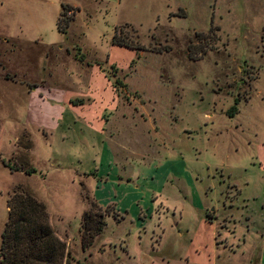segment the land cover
I'll list each match as a JSON object with an SVG mask.
<instances>
[{"label": "rangeland", "instance_id": "374dc122", "mask_svg": "<svg viewBox=\"0 0 264 264\" xmlns=\"http://www.w3.org/2000/svg\"><path fill=\"white\" fill-rule=\"evenodd\" d=\"M59 3L76 9L63 34ZM111 31L140 49L110 45ZM41 57L48 99L81 104L55 128L0 82V156L14 137L10 162L28 164L29 144L34 170L0 164V229L19 184L70 264H264V0H0V79L36 84ZM90 202L111 211L80 249Z\"/></svg>", "mask_w": 264, "mask_h": 264}, {"label": "trees", "instance_id": "16d2710c", "mask_svg": "<svg viewBox=\"0 0 264 264\" xmlns=\"http://www.w3.org/2000/svg\"><path fill=\"white\" fill-rule=\"evenodd\" d=\"M58 7L54 26L58 33L63 34L70 21L71 10L76 9L61 3ZM109 44L136 51L140 49L135 42L123 36H116L113 31L109 37ZM198 48L197 55L189 52L188 48L187 58L196 60L204 52V48ZM235 102L233 99L232 104L226 109V117H231L235 112L233 107ZM28 148L29 144H26L25 149ZM10 160V157L5 160L0 158L1 166L9 173L19 172L27 176L34 173L29 164L24 162L22 165H15ZM4 209L5 216L0 229V264H70L64 242L53 234L48 225L43 203L36 200L26 188L19 184L13 185L4 199ZM110 211V207L100 209L94 202H90L87 209L80 213L77 229L80 249L90 245L93 237L103 226V216Z\"/></svg>", "mask_w": 264, "mask_h": 264}, {"label": "crops", "instance_id": "0c3cea01", "mask_svg": "<svg viewBox=\"0 0 264 264\" xmlns=\"http://www.w3.org/2000/svg\"><path fill=\"white\" fill-rule=\"evenodd\" d=\"M44 61H45V58L41 57L40 62H39V72H37V73L34 72V74H30L31 77H33L37 80V83L34 85H31L28 88L26 87V89L21 88L22 84H15V82H11V81H8L6 79H0V82L4 83V84H9V85L12 84V85H15V87L18 86V88L21 89L20 92L23 95L24 100H25V106H24L25 112H26V110H28V108H29L30 112H32L33 109L34 110L37 109L35 116H38V110H40V108H42L43 110L51 109L52 115H48L47 117H45V121H47V120L52 121V124L50 126H53L56 128L58 126V122L61 121V119H62V113H63L64 109L66 107L67 108L79 107L81 104V100L76 99V98H78L77 96L72 97L73 98L72 101H71V98L67 97V96L66 97L61 96L58 99H55V101L53 99H48V97H50L49 95H51L52 93L54 96H58L57 95L58 94V88L54 89V87H51L46 83L47 81L45 80V76H44V73H45V69H44V63L45 62ZM93 65L96 68V72L98 74L97 76L100 77L101 80L103 79L102 81H105L106 84H108L107 78H105V74L103 73V71L100 70L99 68H97L96 64H93ZM81 66L86 68V69L90 67V66H86L85 64L84 65L81 64ZM109 87H110V92L112 93V95H114L112 85L110 84ZM51 88L53 90H55L56 92L55 91L52 92ZM45 100L46 101L48 100V102H46ZM57 102L59 103L60 107L55 105ZM2 103H3V99H2V97H0V104H2ZM31 118H32V116L31 117L28 116V119H26V120L21 119L20 122L16 121V124H17V126H20L23 128L25 127L26 129H29L31 127V125H28V124H29V122H32ZM70 119H71V116H70ZM39 120H41V119H39ZM47 127H41V124L34 125V132L35 133L38 132L39 135L42 137V139H46L47 136H49ZM13 138L14 137H12V140L9 144V151L7 152V154L4 157L0 156L1 159L5 160L7 157L9 158L12 155V150L14 149V146H15V145H13ZM28 153H29V163L28 164H29V166H31L30 160H31L32 156L30 154V147H29ZM12 173L18 174L19 172H12ZM70 173L73 177H76V178H80L82 176L87 175V174H83V173L79 174L74 170H70ZM19 174H21V173H19ZM21 175H23V174H21ZM23 176H27V175H23Z\"/></svg>", "mask_w": 264, "mask_h": 264}, {"label": "built area", "instance_id": "2783aa9c", "mask_svg": "<svg viewBox=\"0 0 264 264\" xmlns=\"http://www.w3.org/2000/svg\"><path fill=\"white\" fill-rule=\"evenodd\" d=\"M66 15H68V13H66Z\"/></svg>", "mask_w": 264, "mask_h": 264}]
</instances>
